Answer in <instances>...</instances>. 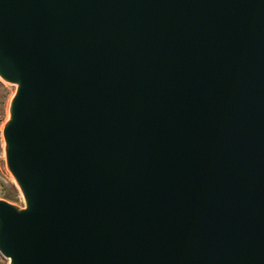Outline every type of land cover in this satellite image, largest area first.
I'll return each instance as SVG.
<instances>
[{
	"label": "water",
	"instance_id": "water-1",
	"mask_svg": "<svg viewBox=\"0 0 264 264\" xmlns=\"http://www.w3.org/2000/svg\"><path fill=\"white\" fill-rule=\"evenodd\" d=\"M8 264H264V0H0Z\"/></svg>",
	"mask_w": 264,
	"mask_h": 264
},
{
	"label": "rangeland",
	"instance_id": "rangeland-1",
	"mask_svg": "<svg viewBox=\"0 0 264 264\" xmlns=\"http://www.w3.org/2000/svg\"><path fill=\"white\" fill-rule=\"evenodd\" d=\"M15 91V86L0 78V199L23 207L24 202L13 177L7 169L4 154V141L2 128L8 118L10 99ZM0 264H8V260L0 255Z\"/></svg>",
	"mask_w": 264,
	"mask_h": 264
},
{
	"label": "bare ground",
	"instance_id": "bare-ground-1",
	"mask_svg": "<svg viewBox=\"0 0 264 264\" xmlns=\"http://www.w3.org/2000/svg\"><path fill=\"white\" fill-rule=\"evenodd\" d=\"M8 117H9V113H8ZM8 119V118H7ZM13 181H14V179H13Z\"/></svg>",
	"mask_w": 264,
	"mask_h": 264
}]
</instances>
